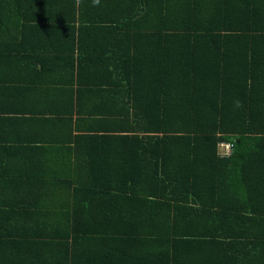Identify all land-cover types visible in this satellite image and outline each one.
Masks as SVG:
<instances>
[{
  "label": "trees",
  "instance_id": "1",
  "mask_svg": "<svg viewBox=\"0 0 264 264\" xmlns=\"http://www.w3.org/2000/svg\"><path fill=\"white\" fill-rule=\"evenodd\" d=\"M122 1H102L99 8L108 3V15L116 14L115 7ZM124 1L132 5L124 16L129 22L121 25L128 33L129 52L134 53V58L129 54L126 60L130 69L112 78L109 87L101 83L88 89L91 96L78 98L86 100L79 103L85 108L79 115L106 123L107 133L102 127L94 128L104 134L94 143L107 144L105 164L101 160L94 169L100 183L84 179L83 171L76 173L77 185L70 179L59 184L60 179L49 174L57 185V195L40 204L36 213L44 215L45 208L67 209L63 215L74 222L69 236L73 234L86 250L97 213L90 204L95 205L98 197L91 195L97 191L108 194L113 219L108 220L106 227L112 228L106 235L131 245H154L156 250L150 256L160 260L167 254L161 246H167L175 231L181 234L180 219L187 208L203 210V217L210 219V210H214L223 223L232 220L229 224H235V158L249 152L250 141L264 140V0ZM32 2L0 0V11L5 13L3 18L0 14V27L8 25L5 20L13 22L12 14L24 19ZM112 18L118 20L117 15ZM12 38L6 37L5 42ZM145 45L149 46L143 50ZM2 48L7 51V47ZM8 51L13 52V48ZM78 74V83L83 85V72ZM125 108L129 127L138 129L132 137L122 133ZM135 108L146 115H142V123L129 116ZM84 139L91 142L89 137ZM222 141L233 146L229 158L219 155ZM122 143L134 145L124 151ZM115 145L116 150L111 151ZM119 155L123 161L117 160ZM87 161L94 160L90 157ZM180 188L186 194H179ZM257 188L264 192L263 183ZM160 192L165 193L160 199L151 196ZM261 201L264 204V198ZM10 203L0 198V208ZM2 214L0 210V220ZM140 226L145 229L140 230ZM80 229L90 233H78ZM7 234L0 228V240ZM63 241L70 239L63 236ZM14 263L3 255L0 242V264Z\"/></svg>",
  "mask_w": 264,
  "mask_h": 264
},
{
  "label": "crops",
  "instance_id": "2",
  "mask_svg": "<svg viewBox=\"0 0 264 264\" xmlns=\"http://www.w3.org/2000/svg\"><path fill=\"white\" fill-rule=\"evenodd\" d=\"M30 5L24 19L12 14L13 22L5 20L8 25L0 27V61L5 60L0 62V198L11 201L0 208V228L5 234L9 232L0 240L3 255L14 264H44L45 259L55 264H264V211H254L264 210V192L257 188L264 184L263 139L247 143L249 152L235 158V224H229L232 220L223 223L222 215L219 219L214 210H210V219L203 217V210L187 208L180 219L183 232L178 227L181 234L175 231L167 246H161L167 254L160 260L150 256L156 250L154 245H131L120 237L106 235L112 228L106 227L108 220L113 219L108 194L97 191L91 195L98 197L95 205L90 204L97 213L86 250L73 234L69 236L74 222L63 215L67 209L45 208L44 215L36 213L40 204L57 195V185L49 174L59 178V184L70 179L72 185H77L76 173L83 171L84 179L100 183L94 169L103 162L107 144L94 143L95 138L104 135L94 128L102 127L107 133L106 123L79 115V110L85 111L79 103L85 104L86 100L78 98L91 96L87 92L90 87L112 85V78L130 69L126 60L134 53L129 52L128 33L121 26L129 22L124 16L131 2H120L112 15H108V3L99 8L93 0H33ZM0 14L3 18L5 13ZM113 15L118 16L117 21ZM6 37L13 38L5 42ZM79 71L86 82L83 85L78 83ZM63 94L70 97L64 98ZM142 115L146 116L136 108L129 113L131 120L141 123ZM124 116L122 133L132 137L138 129L129 127L126 108ZM50 118L53 121L48 123ZM122 145L127 151L134 144ZM90 157L93 163H85ZM117 160L124 158L119 155ZM181 189L177 192L186 194ZM164 194L151 196L160 199ZM86 230L77 232L90 233ZM63 236L70 241L65 243Z\"/></svg>",
  "mask_w": 264,
  "mask_h": 264
},
{
  "label": "built area",
  "instance_id": "3",
  "mask_svg": "<svg viewBox=\"0 0 264 264\" xmlns=\"http://www.w3.org/2000/svg\"><path fill=\"white\" fill-rule=\"evenodd\" d=\"M221 153L219 154L221 158H229L232 155L233 146L230 142L222 141L220 142Z\"/></svg>",
  "mask_w": 264,
  "mask_h": 264
},
{
  "label": "clouds",
  "instance_id": "4",
  "mask_svg": "<svg viewBox=\"0 0 264 264\" xmlns=\"http://www.w3.org/2000/svg\"><path fill=\"white\" fill-rule=\"evenodd\" d=\"M93 4L94 5H99L100 4V0H93ZM239 102H237V104H238Z\"/></svg>",
  "mask_w": 264,
  "mask_h": 264
}]
</instances>
